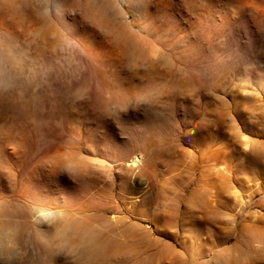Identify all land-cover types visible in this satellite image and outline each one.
<instances>
[{"label": "rangeland", "instance_id": "obj_1", "mask_svg": "<svg viewBox=\"0 0 264 264\" xmlns=\"http://www.w3.org/2000/svg\"><path fill=\"white\" fill-rule=\"evenodd\" d=\"M0 264H264V0H0Z\"/></svg>", "mask_w": 264, "mask_h": 264}]
</instances>
